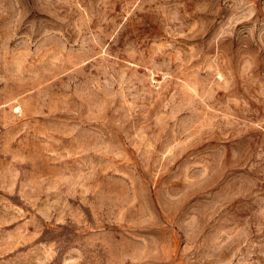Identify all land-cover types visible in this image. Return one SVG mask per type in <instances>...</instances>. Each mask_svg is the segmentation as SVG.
I'll list each match as a JSON object with an SVG mask.
<instances>
[{
	"label": "rangeland",
	"instance_id": "rangeland-1",
	"mask_svg": "<svg viewBox=\"0 0 264 264\" xmlns=\"http://www.w3.org/2000/svg\"><path fill=\"white\" fill-rule=\"evenodd\" d=\"M0 264H264V0H0Z\"/></svg>",
	"mask_w": 264,
	"mask_h": 264
}]
</instances>
